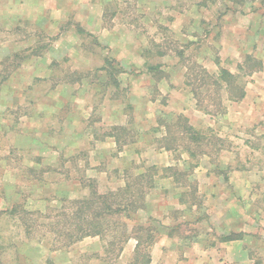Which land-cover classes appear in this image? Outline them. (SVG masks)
Masks as SVG:
<instances>
[{
	"label": "rangeland",
	"instance_id": "1",
	"mask_svg": "<svg viewBox=\"0 0 264 264\" xmlns=\"http://www.w3.org/2000/svg\"><path fill=\"white\" fill-rule=\"evenodd\" d=\"M258 36L264 0H0V264H129L133 239L114 259L106 239L63 245L58 228L72 201L150 166L183 174L154 175L145 209L124 219L156 227L150 264H264V197L221 163L229 150L251 168L264 130ZM198 66L238 75L246 104L193 79ZM179 115L191 134L159 147L158 118ZM114 125L135 141L118 149ZM232 233L239 245L221 250Z\"/></svg>",
	"mask_w": 264,
	"mask_h": 264
},
{
	"label": "trees",
	"instance_id": "2",
	"mask_svg": "<svg viewBox=\"0 0 264 264\" xmlns=\"http://www.w3.org/2000/svg\"><path fill=\"white\" fill-rule=\"evenodd\" d=\"M198 70L199 72L194 74L193 79H197L200 76L201 84H205L206 78L207 81L211 78L212 81L209 84L215 88L214 92L219 93L222 90L226 93L228 99L232 101H237L244 97V86L239 81L238 75L229 72L225 68H220L216 75H210L202 67H199ZM114 83L116 89H119L117 79ZM200 89H202V86L201 88L198 87V90L196 86L191 88L193 97L199 105L202 98ZM159 119L157 120L158 125L164 124L166 128L165 136L156 140L159 147L170 151L177 150L178 142L181 141L183 134L186 132L191 134L192 131L191 127L187 125V118L179 115L177 121L172 124H167ZM177 122H181L182 125L180 124L181 130L175 132L173 129L177 127ZM107 135L114 138L118 149L135 141L133 133L124 125L112 126L111 132ZM186 151L189 155L194 156L190 152L189 146ZM172 170L170 167L161 168V173L158 174L159 169L156 166L146 167L142 173L127 175L124 185L115 192L110 191L107 194L98 195L92 191L89 197L72 201L71 207L75 213L74 217H69L62 221V227L58 228V236L63 237V245L73 243L87 236L100 237L101 239H106V250L109 251L110 256L118 259L127 240L133 239L135 244L131 259L128 261L129 264H150L152 261L151 248L155 240L156 227L150 223H135L129 228L124 219H128L131 213L145 209L146 195L154 187V175L163 176L162 171L172 173ZM177 174L183 175L181 172H173L171 175H176L177 179ZM16 208H12L10 212H15ZM239 237L240 235L232 233L221 236L219 239L220 241H229Z\"/></svg>",
	"mask_w": 264,
	"mask_h": 264
},
{
	"label": "crops",
	"instance_id": "3",
	"mask_svg": "<svg viewBox=\"0 0 264 264\" xmlns=\"http://www.w3.org/2000/svg\"><path fill=\"white\" fill-rule=\"evenodd\" d=\"M255 36V35H254ZM253 45H258V48L261 49V46L264 45V38L258 36L256 37V40H253ZM263 54V51H261ZM258 56L260 57L258 59V61H260V63L262 64V67H260V69H258L257 72L254 71V74H256L257 76L261 75V72L264 73V54L263 56L258 53ZM262 84V83H261ZM260 84V85H261ZM258 88L260 87L259 84L257 86ZM244 91H246V89L244 88ZM247 96V95H246ZM244 94V97L242 99H240L241 101L237 103V105H245L246 102L244 100V98L246 97ZM241 117V114H239ZM254 122L258 123V124H264L263 121H259V119H261V115L260 116H255V114H253ZM256 137L259 136L257 140H260V143H253L251 145V151H252V156H253V165H251V168L248 166V161L247 160H241V155L240 152H233V151H229L226 150V154H224L222 156V159L224 158V160H222V165H224V167H229V168H233L234 166L232 165V163H237V165H235V169L233 168V172L235 173V178L240 180V184H250L248 183V181L245 179L246 175L248 176L249 173H251L252 175V182L251 184H255L256 186V195L257 197H264V141L262 138H264V130L260 131V132H256L255 133ZM255 137V138H256ZM245 142V140H244ZM235 163V164H236ZM256 213L254 215H256L259 213V210L256 209ZM263 213V211H261L260 209V213L258 215V219H260V214ZM261 218L264 219V214L261 216ZM222 220H227L225 218H222ZM237 240V239H236ZM236 240H230V241H221L218 242L220 245V249L221 250H228L229 248V244L232 245H239L237 244L238 242H236Z\"/></svg>",
	"mask_w": 264,
	"mask_h": 264
}]
</instances>
